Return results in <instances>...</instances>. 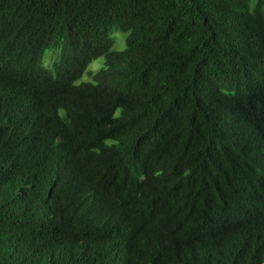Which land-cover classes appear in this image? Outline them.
Segmentation results:
<instances>
[{
  "label": "trees",
  "instance_id": "1",
  "mask_svg": "<svg viewBox=\"0 0 264 264\" xmlns=\"http://www.w3.org/2000/svg\"><path fill=\"white\" fill-rule=\"evenodd\" d=\"M0 264H264V0H0Z\"/></svg>",
  "mask_w": 264,
  "mask_h": 264
},
{
  "label": "clouds",
  "instance_id": "2",
  "mask_svg": "<svg viewBox=\"0 0 264 264\" xmlns=\"http://www.w3.org/2000/svg\"><path fill=\"white\" fill-rule=\"evenodd\" d=\"M30 30L31 26L29 23L19 33L18 38L20 39V41L23 39L24 36H27L29 34ZM46 51H49V53L45 55ZM60 52L61 50L55 46L48 48L43 52L41 50L37 56L28 55L26 58L21 59L20 63H18L17 65V69L20 74L21 82L24 84L22 88L27 90V88L29 89L30 87L34 86L39 91H41V94L51 96L54 93L56 94V83H51L48 80L47 76L49 75V73H54V66L59 59ZM101 56L104 57L105 62V54H101L91 59H87L83 62H71L65 66L66 76L65 79L61 81V84L65 91L69 94V97H73L72 100H78L90 94V86L96 84V76L102 71L104 67L100 68L92 74V81L80 83H76V81L83 75L89 63ZM114 114L115 116L118 115L115 111ZM56 115L61 120H65L67 118V112L63 107L56 108Z\"/></svg>",
  "mask_w": 264,
  "mask_h": 264
},
{
  "label": "rangeland",
  "instance_id": "3",
  "mask_svg": "<svg viewBox=\"0 0 264 264\" xmlns=\"http://www.w3.org/2000/svg\"><path fill=\"white\" fill-rule=\"evenodd\" d=\"M110 37L112 39L111 49L115 51H121L125 48V34L117 29H112L110 33ZM49 51L45 52V55L48 54ZM104 67V57H98L89 63L87 69L83 73V75L76 81V83L92 81V74L95 73L100 68ZM119 111H116L118 114Z\"/></svg>",
  "mask_w": 264,
  "mask_h": 264
}]
</instances>
